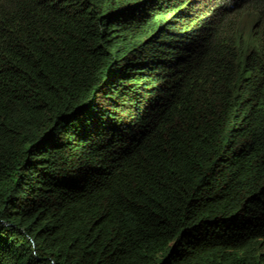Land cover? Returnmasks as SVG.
<instances>
[{"label":"trees","instance_id":"1","mask_svg":"<svg viewBox=\"0 0 264 264\" xmlns=\"http://www.w3.org/2000/svg\"><path fill=\"white\" fill-rule=\"evenodd\" d=\"M0 264H264V0H0Z\"/></svg>","mask_w":264,"mask_h":264}]
</instances>
